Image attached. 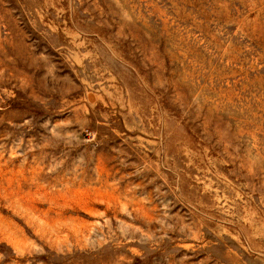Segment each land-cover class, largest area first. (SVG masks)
<instances>
[{
    "label": "rangeland",
    "instance_id": "rangeland-1",
    "mask_svg": "<svg viewBox=\"0 0 264 264\" xmlns=\"http://www.w3.org/2000/svg\"><path fill=\"white\" fill-rule=\"evenodd\" d=\"M0 264H264V0H0Z\"/></svg>",
    "mask_w": 264,
    "mask_h": 264
}]
</instances>
